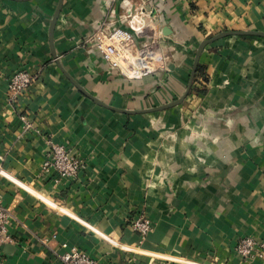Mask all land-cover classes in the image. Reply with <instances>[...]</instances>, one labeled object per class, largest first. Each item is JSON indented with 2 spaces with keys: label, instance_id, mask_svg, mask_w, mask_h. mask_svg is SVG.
<instances>
[{
  "label": "crops",
  "instance_id": "0c3cea01",
  "mask_svg": "<svg viewBox=\"0 0 264 264\" xmlns=\"http://www.w3.org/2000/svg\"><path fill=\"white\" fill-rule=\"evenodd\" d=\"M129 1L156 7L168 71L127 79L87 42L126 27L120 0H0V264H62L73 248L98 264H264L235 250L264 241V36L208 42L184 99L150 110L185 92L202 40L264 32V0ZM19 69L34 80L9 102ZM50 142L85 159L74 179L41 172Z\"/></svg>",
  "mask_w": 264,
  "mask_h": 264
},
{
  "label": "built area",
  "instance_id": "2783aa9c",
  "mask_svg": "<svg viewBox=\"0 0 264 264\" xmlns=\"http://www.w3.org/2000/svg\"><path fill=\"white\" fill-rule=\"evenodd\" d=\"M120 6L123 13L118 19L125 22L126 27H111L110 19L99 27L87 42L100 54L109 71H115L127 79L139 80L156 71H168L167 62L170 56L163 46L164 34L156 7L146 11L141 5L134 7L129 0H120ZM113 14L111 11L110 16ZM33 80L34 75L28 70L19 69L12 73L7 81V101L18 97ZM20 119L25 120V117L21 116ZM85 166L84 158L64 145L50 142L40 170L44 175L51 176L56 184L62 180L74 179ZM9 215L8 210L0 206V246L11 241L6 232ZM130 226L142 236L151 229L150 221L141 215L133 218ZM235 250L244 258L253 254L261 257L264 253V241L243 237L238 240ZM59 260L62 264H98L95 258L75 248L60 255Z\"/></svg>",
  "mask_w": 264,
  "mask_h": 264
},
{
  "label": "water",
  "instance_id": "95a60500",
  "mask_svg": "<svg viewBox=\"0 0 264 264\" xmlns=\"http://www.w3.org/2000/svg\"><path fill=\"white\" fill-rule=\"evenodd\" d=\"M59 10H60V4L58 5V7L56 8V11L52 17V20H51V23H50V27H49V35L51 37L52 35V31H53V28H54V25H55V22H56V19H57V16H58V13H59ZM163 34H167V32L165 31V29L162 30ZM232 34H235V35H242V34H255V35H261V36H264V32H257V31H233V30H228V31H222L220 33H217L215 35H213L212 37L210 38H207V39H204L202 40L199 45L197 46V49L195 51V57H194V61H193V65H192V69H191V73H190V79H189V83L187 85V88L185 90V92L177 99H175L174 101L172 102H169L167 104H164V105H161V106H158V107H154L153 109H150L151 111L153 110H161L163 108H166V107H169V106H173V105H176L178 103H180L184 97L186 96L189 88H190V84H191V81H192V78L194 76V73L196 71V66H197V61L199 59V56L204 48V46L214 40V39H217V38H220V37H223V36H226V35H232Z\"/></svg>",
  "mask_w": 264,
  "mask_h": 264
},
{
  "label": "trees",
  "instance_id": "16d2710c",
  "mask_svg": "<svg viewBox=\"0 0 264 264\" xmlns=\"http://www.w3.org/2000/svg\"><path fill=\"white\" fill-rule=\"evenodd\" d=\"M199 71V66L197 67L196 73Z\"/></svg>",
  "mask_w": 264,
  "mask_h": 264
}]
</instances>
